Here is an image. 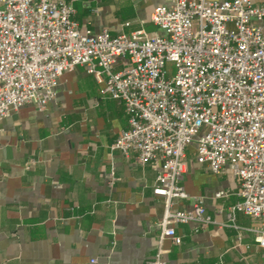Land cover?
<instances>
[{"label":"built area","instance_id":"2783aa9c","mask_svg":"<svg viewBox=\"0 0 264 264\" xmlns=\"http://www.w3.org/2000/svg\"><path fill=\"white\" fill-rule=\"evenodd\" d=\"M74 2L0 0V119L25 104L44 109L61 75L81 66L128 116L111 148L157 168L161 238L181 244L175 224L213 222L201 197L175 208L190 197L193 148L201 167L235 180L227 225L250 216L264 248V0H170L153 10L158 31L117 35L82 27ZM163 252L147 264H167Z\"/></svg>","mask_w":264,"mask_h":264},{"label":"crops","instance_id":"0c3cea01","mask_svg":"<svg viewBox=\"0 0 264 264\" xmlns=\"http://www.w3.org/2000/svg\"><path fill=\"white\" fill-rule=\"evenodd\" d=\"M170 0H75L74 19L113 35L158 31L154 8ZM122 64H118L120 68ZM84 68L64 72L44 109L25 104L0 119V264H264L253 219L227 212L240 197L232 176L201 167L194 149L184 185L204 200L213 222L178 223L181 244L161 238L165 204L153 192L157 168L111 148L128 126L123 105L101 93ZM219 190L227 197L216 198Z\"/></svg>","mask_w":264,"mask_h":264}]
</instances>
